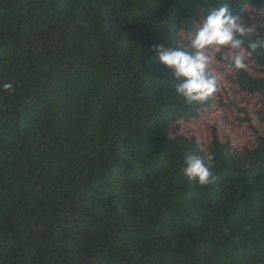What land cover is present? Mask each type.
<instances>
[{"label":"trees","instance_id":"trees-1","mask_svg":"<svg viewBox=\"0 0 264 264\" xmlns=\"http://www.w3.org/2000/svg\"><path fill=\"white\" fill-rule=\"evenodd\" d=\"M224 4L251 51L264 0H0V264H264V127L241 109L242 150L217 126L207 153L171 137L216 99L178 97L151 51H192ZM246 59L260 75L235 80L264 107V49ZM189 155L213 157L211 183Z\"/></svg>","mask_w":264,"mask_h":264},{"label":"clouds","instance_id":"clouds-1","mask_svg":"<svg viewBox=\"0 0 264 264\" xmlns=\"http://www.w3.org/2000/svg\"><path fill=\"white\" fill-rule=\"evenodd\" d=\"M250 32L233 15L227 4L209 8L205 18L201 20L194 36L191 38L192 51L166 47L155 44L151 51L155 52L159 62L170 69L175 83V93L188 102H203L217 91V80L209 72V63L214 55L205 54V49L220 53L223 47L230 49L226 58L230 66L236 69L246 67V58L258 48L264 49V38L258 37L248 44L251 51L245 52L244 37ZM4 89H11V83H5ZM212 156L189 155L183 161V174L199 185L211 183Z\"/></svg>","mask_w":264,"mask_h":264},{"label":"rangeland","instance_id":"rangeland-1","mask_svg":"<svg viewBox=\"0 0 264 264\" xmlns=\"http://www.w3.org/2000/svg\"><path fill=\"white\" fill-rule=\"evenodd\" d=\"M205 54L214 55L209 63V72L216 77L217 91L214 93L216 106L208 108L198 119H177L169 124V135L177 138L183 135L187 140L193 138L198 142L201 150L207 153L209 150L213 128H219V137L222 141L229 140L237 150L252 147L253 136L247 123L242 120L245 113L241 109L249 110L253 122L260 123L264 127V107L260 96L247 93L238 86L236 69L230 66L227 57L230 49L223 47L220 53H213L211 49H205ZM247 61V59H246ZM250 73L259 76L257 67L251 61L246 62ZM229 106L224 105V102ZM232 105H230L229 103Z\"/></svg>","mask_w":264,"mask_h":264}]
</instances>
